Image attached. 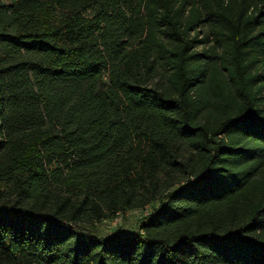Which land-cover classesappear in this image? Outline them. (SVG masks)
<instances>
[{"label": "trees", "instance_id": "obj_1", "mask_svg": "<svg viewBox=\"0 0 264 264\" xmlns=\"http://www.w3.org/2000/svg\"><path fill=\"white\" fill-rule=\"evenodd\" d=\"M263 214L264 0H0V264H264Z\"/></svg>", "mask_w": 264, "mask_h": 264}, {"label": "rangeland", "instance_id": "obj_2", "mask_svg": "<svg viewBox=\"0 0 264 264\" xmlns=\"http://www.w3.org/2000/svg\"><path fill=\"white\" fill-rule=\"evenodd\" d=\"M158 78V77H157ZM157 80V79H156ZM154 80V81H156ZM160 178V184H163L164 182V178L162 177V175L159 176ZM180 185V184H178ZM137 215L133 214V213H128L125 214V216L120 217L115 223L112 222H103L101 229L105 232V231H117V232H121V233H126V232H132L136 229V224L134 223V219ZM259 222L261 225V228H263L264 230V214L262 216H260L259 218Z\"/></svg>", "mask_w": 264, "mask_h": 264}, {"label": "built area", "instance_id": "obj_3", "mask_svg": "<svg viewBox=\"0 0 264 264\" xmlns=\"http://www.w3.org/2000/svg\"><path fill=\"white\" fill-rule=\"evenodd\" d=\"M133 214H136V212H133ZM115 223V222H114Z\"/></svg>", "mask_w": 264, "mask_h": 264}]
</instances>
